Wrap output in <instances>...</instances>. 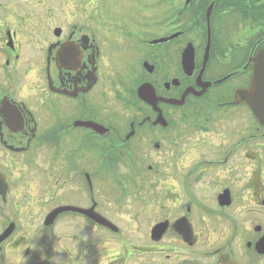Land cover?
<instances>
[{
    "label": "flooded vegetation",
    "instance_id": "1",
    "mask_svg": "<svg viewBox=\"0 0 264 264\" xmlns=\"http://www.w3.org/2000/svg\"><path fill=\"white\" fill-rule=\"evenodd\" d=\"M186 1L0 0V173L9 182L0 213L21 207L14 178L28 169L49 177L43 220L71 205L113 224L67 210L31 236L4 218L0 234L15 227L0 243V264H264V125L236 99L264 49V0ZM138 45L130 80L167 99L190 89L183 104L160 99L159 111L137 94L129 105L102 104L106 48ZM160 112L167 125L155 122ZM198 128L211 141H180Z\"/></svg>",
    "mask_w": 264,
    "mask_h": 264
},
{
    "label": "rangeland",
    "instance_id": "2",
    "mask_svg": "<svg viewBox=\"0 0 264 264\" xmlns=\"http://www.w3.org/2000/svg\"><path fill=\"white\" fill-rule=\"evenodd\" d=\"M108 25L109 27H111L110 24H104L103 27H106ZM115 35H117V33ZM117 37L118 39H116L120 40L121 36L117 35ZM111 48L112 49L106 48V52H104V56L102 59L103 77L101 80L100 93H103V97H101V99L103 102L105 101L104 105H116L117 107H121V105H123L121 101L122 96H125L126 102L129 103L131 101L129 97H131V95L135 91V87L132 83L133 80H129V75H131L133 71L137 69L138 61L144 51V46H128L126 48L124 47L125 49L123 48V50H115L114 48L118 49V47L116 46H111ZM115 56H118L119 59H128L132 69H125L124 71H122V69L120 68L121 63L118 59H115ZM114 61L118 63V65ZM129 67L130 65H127V68ZM114 70H117L115 78H117L118 76H122L127 77L128 80L122 82L121 84L118 82L115 83V79L110 80L111 72ZM28 87H31L29 82L24 88L23 95L32 102L34 101V98L31 90H34V88H31V90H29ZM39 95H41L40 92H38V96ZM217 112L223 113L222 111ZM213 128V141H221L222 136L218 131V129L221 128L219 122L215 121ZM211 137L212 136L208 134L207 131H202L199 128L188 129L187 131H182V138L180 139V141H211ZM165 142L168 145L170 144L168 139ZM163 152L165 153L168 151L164 150ZM26 170V173L21 175L18 174L14 178V183H18V186H23L21 187V192H18L15 195V198H21V207L15 211L14 209L12 210L9 207L3 206V210L0 213V227L3 224L2 220L4 218L8 220H17V222L20 223V227L17 230V233H22L29 229L28 234L34 236L42 233L43 217L48 208V200L46 194L43 193H46L48 190H50L51 186L49 183V177H47L45 173L41 171L36 172L32 170L30 171L28 169ZM25 191H29L31 197L24 196ZM23 197H26L27 199H23ZM12 201H14L13 194L11 195V205ZM31 212H33V214Z\"/></svg>",
    "mask_w": 264,
    "mask_h": 264
},
{
    "label": "water",
    "instance_id": "3",
    "mask_svg": "<svg viewBox=\"0 0 264 264\" xmlns=\"http://www.w3.org/2000/svg\"><path fill=\"white\" fill-rule=\"evenodd\" d=\"M187 1H189V0H187ZM212 7H213V4H211L207 10L208 19H209ZM210 42H211V34L209 33L207 50H209ZM194 54H195L194 47L191 44H189V46L184 50V53H183V65H184L185 69L190 68L189 73L191 72L192 68L194 67L193 66ZM253 61H254V70H253V76H252L251 81H250V87L248 89H245V90H240L239 92H237V95H239L240 100L242 102H246L248 104V106L251 108L254 116L260 121V123L264 124V50H261L259 52V54L253 59ZM187 92L188 91H186L184 93L183 98L181 100L164 99V98H160V97L156 96L155 89L150 83H142L138 87V96L142 100L147 101L150 104H153L154 106L156 105V102L159 98L163 99L167 102H170V103L182 104L184 102L185 95L187 94ZM155 107L158 108L157 106H155ZM158 110H159V108H158ZM161 121L164 124H166L164 117L160 113L158 118L155 120V122L157 123V122H161ZM76 124L91 126L99 132H104L107 130L104 126H102L100 124L93 123V122H76ZM128 137H129V135H128ZM8 188H9V182L6 180V176L4 174L0 173V193H3V194L6 193ZM63 210H78L81 212H85L86 214H90L95 220H97V221L101 220L102 222L110 225V223L107 222L101 216L92 215L90 210L79 208L76 206H71V205L61 206V207L53 210L46 217L45 224L52 223L56 214L58 212L63 211ZM13 227H14V225L10 224V226L0 235V242L3 239H5L12 232ZM220 264H241V263L234 261L231 258H228V257L224 258L223 257Z\"/></svg>",
    "mask_w": 264,
    "mask_h": 264
}]
</instances>
